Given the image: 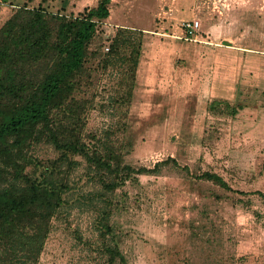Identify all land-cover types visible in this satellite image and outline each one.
Wrapping results in <instances>:
<instances>
[{
	"label": "rangeland",
	"instance_id": "obj_1",
	"mask_svg": "<svg viewBox=\"0 0 264 264\" xmlns=\"http://www.w3.org/2000/svg\"><path fill=\"white\" fill-rule=\"evenodd\" d=\"M99 1L72 0L71 13ZM24 4L70 13L66 0H0V26ZM109 9L69 101L84 104V134H114L124 164L148 169L108 193L127 262L264 264V200L252 193L264 192V0H111ZM193 19L201 25L189 38L182 24ZM119 27L143 31L130 107L122 65L106 50ZM28 153L58 156L46 142ZM75 160L38 264H105L97 221L106 202L89 195L103 191L104 172Z\"/></svg>",
	"mask_w": 264,
	"mask_h": 264
},
{
	"label": "trees",
	"instance_id": "obj_2",
	"mask_svg": "<svg viewBox=\"0 0 264 264\" xmlns=\"http://www.w3.org/2000/svg\"><path fill=\"white\" fill-rule=\"evenodd\" d=\"M110 2L100 0L77 14L49 12L40 5L11 6L0 26V264H38L53 218L66 204L76 157L104 172L103 191L89 195L91 202L95 196L106 202L98 208L97 221L105 264H129L110 222L114 201L108 193L148 169L124 164L114 134H84L78 112L84 104L69 101L98 24L110 15ZM142 47L143 31L119 27L109 49L111 60L122 65L119 84L127 92L120 97L128 107ZM41 142L54 146L58 156L42 161L29 155ZM201 178L232 190L216 172L205 171ZM252 193L264 200V192Z\"/></svg>",
	"mask_w": 264,
	"mask_h": 264
},
{
	"label": "built area",
	"instance_id": "obj_3",
	"mask_svg": "<svg viewBox=\"0 0 264 264\" xmlns=\"http://www.w3.org/2000/svg\"><path fill=\"white\" fill-rule=\"evenodd\" d=\"M200 20L198 19H193V20H188V21H185L183 22L182 26H183V29L186 33V37H194L196 36L197 32L199 31V28H200ZM110 49L109 46L106 47V50L108 51Z\"/></svg>",
	"mask_w": 264,
	"mask_h": 264
},
{
	"label": "crops",
	"instance_id": "obj_4",
	"mask_svg": "<svg viewBox=\"0 0 264 264\" xmlns=\"http://www.w3.org/2000/svg\"><path fill=\"white\" fill-rule=\"evenodd\" d=\"M16 1H24V0H16ZM72 5H73L72 4V0H66V8H67L68 11H70V13L73 11L72 10V8H73ZM12 6H16V5H12ZM139 71H140V68L138 70V73H139ZM137 80H138V78H137Z\"/></svg>",
	"mask_w": 264,
	"mask_h": 264
}]
</instances>
